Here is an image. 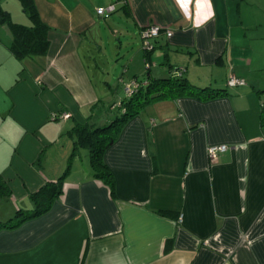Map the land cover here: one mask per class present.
<instances>
[{"label":"crops","instance_id":"1","mask_svg":"<svg viewBox=\"0 0 264 264\" xmlns=\"http://www.w3.org/2000/svg\"><path fill=\"white\" fill-rule=\"evenodd\" d=\"M33 2L48 28L44 54L17 58L0 22V114L14 145L0 204L33 211L34 191L57 192L47 210L0 227V264H264V0ZM151 23L162 28L152 77L182 66L194 85L228 93L141 108L103 152L112 194L75 126L122 113L127 84L146 73L141 31ZM229 74L245 84L227 85ZM218 144L228 148L209 161Z\"/></svg>","mask_w":264,"mask_h":264},{"label":"trees","instance_id":"2","mask_svg":"<svg viewBox=\"0 0 264 264\" xmlns=\"http://www.w3.org/2000/svg\"><path fill=\"white\" fill-rule=\"evenodd\" d=\"M19 2L23 8V12L28 17V24L13 21L10 18L9 10L0 5V22L6 24L12 34L9 49L17 58L44 54L49 45L47 38L48 28L41 21L33 0H19ZM152 44L154 47V41ZM151 50H145L146 73L142 77H135L133 79L137 83L136 87L120 103L123 109L122 113L101 126L91 128L86 123L75 126L76 141L87 148L93 175L103 180L109 186L112 194H114L115 189L114 178L103 161V152L118 138L124 124L138 114L141 108L152 101L160 99H175L180 96H194L208 99L228 93L226 88L199 87L194 85L184 76L185 68L182 66L174 69L170 73V76L152 77L149 72L150 63L148 58V53ZM181 68L184 70H181ZM177 71H180V73H177ZM58 190L60 191V189ZM56 192V183H46L41 186L31 194L36 204V209L33 211L18 209L15 216L21 215L23 217L17 219V223L12 225L0 223V227H12L31 216L47 210L52 198L56 196ZM9 193L6 184L0 181V199L6 197ZM166 247L168 248V242Z\"/></svg>","mask_w":264,"mask_h":264},{"label":"rangeland","instance_id":"3","mask_svg":"<svg viewBox=\"0 0 264 264\" xmlns=\"http://www.w3.org/2000/svg\"><path fill=\"white\" fill-rule=\"evenodd\" d=\"M0 5L1 7L9 10L10 12V18L15 21V22H20V23H24V24H28L29 20L27 15L23 12V8L21 7V4L19 2V0H0ZM119 13V10H117L116 12L110 14L113 15ZM115 40H118V38H115ZM4 104H0V111L2 109H4ZM2 112V111H1ZM3 114H0V170L5 166L6 164V160L8 157V154L11 152L12 148L14 147V145L9 144V139L5 136L4 134V129L7 126V120L4 122V117H2ZM6 125V126H5ZM60 146L56 145V146H52L48 152H50L52 154V161L51 163L53 164L54 167H57V161L59 158V154H60ZM80 152L82 153V158L84 159V161L89 162V157L87 156V152L85 149L81 148ZM71 152H69L70 154ZM78 158L75 160L76 165H78ZM80 165V164H79ZM65 169V167H64ZM8 204L6 202H3L0 204V223H2L3 225H12L17 223V219H21V215H18L17 217L16 215V211L17 209H13L11 208L12 211L9 212V208L7 206ZM11 218H13L12 220H10Z\"/></svg>","mask_w":264,"mask_h":264},{"label":"built area","instance_id":"4","mask_svg":"<svg viewBox=\"0 0 264 264\" xmlns=\"http://www.w3.org/2000/svg\"><path fill=\"white\" fill-rule=\"evenodd\" d=\"M114 9V5L111 4L107 8L99 7L97 8V11L99 13H104L105 10L112 11ZM162 31V28L154 23L148 24L144 29L141 31V39H142V45L144 50H151L153 47V41L154 39L159 35V33ZM166 36H171L172 32L169 29H166L163 31ZM148 65V64H147ZM181 70H184L181 68ZM180 70V71H181ZM180 71H177V73H180ZM227 84L229 86H237V85H244L245 80L243 78H237L232 74L228 75ZM137 83L132 80L129 84H127L126 92L130 94L132 92V89L136 87ZM228 145L226 144H218V145H208L206 148V153L209 161H215L219 154L225 150H227Z\"/></svg>","mask_w":264,"mask_h":264}]
</instances>
